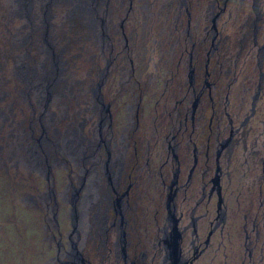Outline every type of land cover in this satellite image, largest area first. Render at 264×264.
Masks as SVG:
<instances>
[{"label":"flooded vegetation","instance_id":"flooded-vegetation-1","mask_svg":"<svg viewBox=\"0 0 264 264\" xmlns=\"http://www.w3.org/2000/svg\"><path fill=\"white\" fill-rule=\"evenodd\" d=\"M0 200L42 264H264V0H0Z\"/></svg>","mask_w":264,"mask_h":264},{"label":"rangeland","instance_id":"rangeland-1","mask_svg":"<svg viewBox=\"0 0 264 264\" xmlns=\"http://www.w3.org/2000/svg\"><path fill=\"white\" fill-rule=\"evenodd\" d=\"M5 209L6 204L0 200V210L5 211ZM24 223V214L21 211L16 215L14 230L11 223L0 225V264H42L37 254L29 251V242H26L24 237L20 235L24 231ZM8 237H11V239H8ZM10 240L13 242H10ZM35 244L37 245V243ZM31 247L33 248V243H31ZM28 251L32 253L30 257Z\"/></svg>","mask_w":264,"mask_h":264}]
</instances>
